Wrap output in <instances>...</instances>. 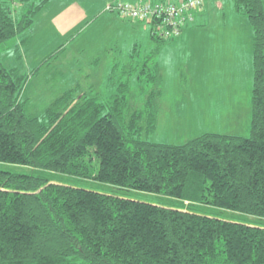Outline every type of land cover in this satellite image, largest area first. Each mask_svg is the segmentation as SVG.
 Returning <instances> with one entry per match:
<instances>
[{"label": "trees", "instance_id": "obj_1", "mask_svg": "<svg viewBox=\"0 0 264 264\" xmlns=\"http://www.w3.org/2000/svg\"><path fill=\"white\" fill-rule=\"evenodd\" d=\"M48 1L19 19L0 0V45ZM236 2L255 32L250 137L151 142L153 113L126 119L121 96L111 105L75 89L29 114V79L0 57V264H264V2Z\"/></svg>", "mask_w": 264, "mask_h": 264}, {"label": "rangeland", "instance_id": "obj_2", "mask_svg": "<svg viewBox=\"0 0 264 264\" xmlns=\"http://www.w3.org/2000/svg\"><path fill=\"white\" fill-rule=\"evenodd\" d=\"M81 1L88 6L91 0ZM115 1L108 2L95 20L85 21L84 17L75 37L65 39L53 22L58 15L51 19L44 7L36 8L33 23L0 45L4 66L29 79L23 94L27 112L41 115L65 91L75 89L92 91L101 102L111 105L121 96L118 106L126 119L135 110L144 111L145 119L153 113L157 126L142 133V138L151 142L183 144L204 133L250 137L254 76L241 64L244 53L253 56L248 35L254 37L255 32L251 24L244 25L246 14L238 11L236 0H224L223 10L208 15L199 12L196 21L188 25L190 31L186 24L185 32L166 41L152 38L148 21L124 18L109 9ZM39 3L15 2L18 18ZM116 14L121 24L113 20ZM136 39L140 43L136 44ZM213 44L221 54L208 62L213 54L207 51ZM56 52L53 61L45 62ZM68 181L102 189L93 181ZM137 197L146 202L162 201L150 194Z\"/></svg>", "mask_w": 264, "mask_h": 264}, {"label": "crops", "instance_id": "obj_3", "mask_svg": "<svg viewBox=\"0 0 264 264\" xmlns=\"http://www.w3.org/2000/svg\"><path fill=\"white\" fill-rule=\"evenodd\" d=\"M99 0H91L89 1L90 3H88V6L83 5L81 0H49L44 8L46 9V13L48 15L49 18L54 19V17L56 15H58L55 19H54V24L56 25V28H58L60 30L59 34L61 36L62 39H65L67 37L70 38H74V32L80 28L83 24H82V20L85 17V21L86 20H95V18L100 17L99 14H101L103 12V10L105 11L106 5L108 2L111 1H115V0H102V2L100 4H98ZM224 0H205V4L203 6L202 9L197 10L194 14V21L192 23H194L196 21V18L198 17V13L199 12H203L208 15L210 13H213L212 10L215 11H220V9L223 10L224 8ZM23 7V6H21ZM20 7V8H21ZM207 11V12H206ZM211 11V12H210ZM215 16L218 13H214ZM113 16V15H111ZM108 19L110 20V17L108 15ZM116 24H121L120 20L122 21V19L117 16V14L115 15V18L113 19ZM239 21H241L239 19ZM243 23L244 25H247V27H249L250 21L248 20V18L243 17ZM192 23H188L186 25V27H190L188 25L192 24ZM185 27V29H186ZM187 28V29H188ZM184 29L183 32H185L186 30ZM190 31V28H189ZM249 31H252L249 28ZM57 32V31H56ZM252 34V33H251ZM73 36V37H72ZM146 37V36H145ZM152 37V36H151ZM248 37L251 38L250 40V44L252 43L253 37H251V35L249 34ZM154 40V37H152ZM48 40V39H47ZM136 44L140 43L139 39L135 40ZM138 48L134 47V49L136 50ZM210 50L207 51V53L209 54H213V56L210 59H207L208 62H213L215 60L214 56H219V54H221V52L219 51V47H216L214 44L212 46H210L209 48ZM242 66H246V69L248 72H252V75L254 76V67H253V56H249L248 54L244 53L243 56V62L241 64ZM8 68V67H7ZM242 70V68H240Z\"/></svg>", "mask_w": 264, "mask_h": 264}, {"label": "built area", "instance_id": "obj_4", "mask_svg": "<svg viewBox=\"0 0 264 264\" xmlns=\"http://www.w3.org/2000/svg\"><path fill=\"white\" fill-rule=\"evenodd\" d=\"M204 4L205 0H116L108 6L121 17L148 21L146 23L151 25L153 34L169 38L180 34L183 27L194 20L195 12L202 9Z\"/></svg>", "mask_w": 264, "mask_h": 264}]
</instances>
